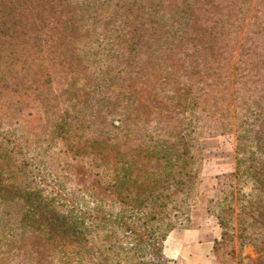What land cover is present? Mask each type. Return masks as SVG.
I'll list each match as a JSON object with an SVG mask.
<instances>
[{
	"label": "rangeland",
	"instance_id": "374dc122",
	"mask_svg": "<svg viewBox=\"0 0 264 264\" xmlns=\"http://www.w3.org/2000/svg\"><path fill=\"white\" fill-rule=\"evenodd\" d=\"M263 158L264 0H0V264H264Z\"/></svg>",
	"mask_w": 264,
	"mask_h": 264
},
{
	"label": "crops",
	"instance_id": "0c3cea01",
	"mask_svg": "<svg viewBox=\"0 0 264 264\" xmlns=\"http://www.w3.org/2000/svg\"><path fill=\"white\" fill-rule=\"evenodd\" d=\"M194 231V230H193ZM195 234V239L197 240V244L200 246V261L202 264H219V259L217 256V251L210 248V244L215 242L216 234L211 233L207 234L203 230H198L197 232H191L190 235ZM172 235V234H171ZM202 240H204L202 242ZM204 242L209 246H203ZM213 250V251H212Z\"/></svg>",
	"mask_w": 264,
	"mask_h": 264
},
{
	"label": "trees",
	"instance_id": "16d2710c",
	"mask_svg": "<svg viewBox=\"0 0 264 264\" xmlns=\"http://www.w3.org/2000/svg\"><path fill=\"white\" fill-rule=\"evenodd\" d=\"M257 114L261 115V110H250L247 115L250 117H255V115H257Z\"/></svg>",
	"mask_w": 264,
	"mask_h": 264
}]
</instances>
